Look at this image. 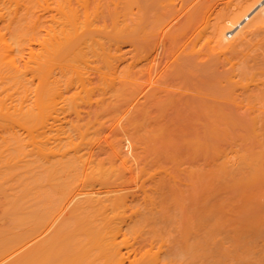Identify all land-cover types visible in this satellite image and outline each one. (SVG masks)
<instances>
[{
    "label": "bare ground",
    "instance_id": "bare-ground-1",
    "mask_svg": "<svg viewBox=\"0 0 264 264\" xmlns=\"http://www.w3.org/2000/svg\"><path fill=\"white\" fill-rule=\"evenodd\" d=\"M135 3L142 11L138 0H0V195L9 205L7 215L22 222L5 230L0 253L18 249L7 264H107L114 255L120 264L125 258L128 264H170L175 257L174 264H264V120L260 127L258 119H250L257 114H248L251 121L242 123L236 112L238 120L232 118V124L225 128L223 123L221 129L224 118H214L210 107L205 117L172 125L132 114L123 121L120 114L130 101L131 87L126 84L130 70L125 45L133 39ZM230 4L225 13L214 15L217 21L210 30L203 24L211 37L203 27L198 34L221 52L233 51L234 40V52L240 55L237 37L245 40L264 27V0ZM142 15L135 24L144 23ZM226 30L237 37L228 40ZM260 54L264 58V51ZM254 62L256 70L249 63L247 71L237 66L244 72L238 79L245 81L247 72L251 79L264 72V59ZM250 78L240 82L246 86ZM247 93V100L257 97ZM227 100L246 103L234 96ZM254 108L249 109L258 113ZM215 113L226 114L221 108ZM118 114L123 122H118L121 128L116 123L117 134L104 141L108 150L103 128ZM125 139L133 147L132 158L122 147ZM16 186L19 191L9 192ZM160 216L178 217L171 225L182 231L174 236L171 227L164 228L170 236L163 238L181 239L178 245L174 240L175 249L159 248L175 256L162 253L164 260L172 258L163 262L156 246H167V241L155 235L165 233H155L164 226L158 223ZM152 218L157 229L147 234ZM195 230L211 233L198 238ZM148 251L153 256L148 257Z\"/></svg>",
    "mask_w": 264,
    "mask_h": 264
},
{
    "label": "rangeland",
    "instance_id": "rangeland-1",
    "mask_svg": "<svg viewBox=\"0 0 264 264\" xmlns=\"http://www.w3.org/2000/svg\"><path fill=\"white\" fill-rule=\"evenodd\" d=\"M141 1L142 0H140V1L138 0V2H140L139 3L140 7L138 9H142V11L137 10L136 6L134 7V5H137L138 3L133 4V13H134L133 16L134 17H132V19L135 20V22H136V20L138 19L137 15H142V13H144V15H142V16H144V23H142V21L139 22V20H138L137 24H135V22H132L133 20L131 21L133 23V24L131 23V26H132L131 28H133V29L135 28L134 33H133V29H132V32L130 30L131 37L133 39H128L129 41L131 40V42L128 41L127 44L125 45V49L127 48L130 51L129 52L127 50L128 51L127 54L129 56L126 55V60L128 63L125 62L129 66V70H130V76H128V78L130 80H127L129 85H128V83H126L127 86H131L130 88H128V90H130V92H129L130 95H127V97L129 96L128 99L130 101L125 106H123V109L121 111L122 114H120L121 117L125 116L124 120L121 119L120 115L118 114L119 116L116 115L117 117L114 116L115 118L112 121L110 120L112 122V124L107 125V124L111 123L109 121H108L109 123L108 122L106 123V125L104 126L105 128H103L104 131L102 134L103 135L102 136V142L104 143V141H106V139H109L110 138L109 135H112V137H113V133L117 134L115 132H117L118 129L116 128L117 130L114 129L115 131H113V126L115 128L116 123H117L116 125H118V122H120V124H121L123 121H126V119L128 118V117L126 118V116H128V115L130 116L131 114H132L131 118L134 115L133 118L144 119V120L153 121V122H163V123L167 122L170 125L171 122L173 124L174 123L176 124V122H178V121H181V123H184L188 120H191V119L193 120L196 117L197 118L200 117L199 115H201V114H202L201 117L202 116L205 117V113L210 110V107L211 108L213 107V113L214 114L212 112L209 114H213L214 118H224L223 121H221L222 124H219L220 125L219 127L221 129H223L224 127L226 128V127L230 126L233 122V120H231L232 118L233 119L236 118V121L238 119H240L239 121L242 123L243 122L246 123L245 121H251V120L252 121L255 120L254 122H256L258 119L259 122L257 121L256 124L259 123L258 125L262 126L263 124H260V123H262V121L264 120V72L260 71V73H259L260 75H258V76H261L259 78L260 80L258 79L256 82L254 81L255 79H257L255 77H258L256 73H254L255 75H254V78H252V79L248 76L249 75L248 72H247L248 75L244 74V75L248 76V78H246L247 76L242 77V79L243 78L246 79L245 81L241 80V78L240 79H238V78H239V75L242 76V74L244 73V72H242V73L239 72V70H244V69H241V67H244L247 63H249L248 65L251 64L250 67H253V70H256L255 66H254L255 64L252 65V63L256 60V59L254 60L253 57L258 56L260 58V56L261 57L263 56V54L259 55V53L260 52L263 53V51H264V44H263L264 41H262V40H264V38H263L264 37V34H263L264 29L263 28L264 27L262 29H259L257 31L258 33L254 32L257 36H259L260 35L259 33L262 32L261 36H259V37L255 36V34H253V33H252V35L250 33H248L246 37L250 36L251 37V38L249 37L250 40H249V38L245 37L246 39L245 40L242 39V41H241V39H239L235 35L237 37V40L240 41V42L236 41L239 44V45L238 44L237 45L241 46V47H239L240 49L243 48L242 49L243 51L239 50L242 52V53L240 52V55H238L239 53L234 52L235 49H238L237 46L236 47L234 46L235 41L233 39L236 37L234 35H231L234 33V31H229V30L225 31L226 36H227L226 38H228V40H230V41L233 40V47H234L233 51H231L232 48L229 50H230V53L231 52H234V53H231L230 56H229V50L225 51L226 52L225 53L223 51L221 52L219 49H218L219 51H217L215 48V50L217 51V53H216V51L212 49V46L214 45V43L212 44V42L210 43L209 41H208L209 45L206 44L207 41H206V43H204L205 36L203 39L198 34L199 29L201 32H202V30L205 29L204 25H207V27L209 28V27H211V25H213V23L215 21H217L216 17H219L220 14L218 16L215 14H218V12L221 14H222V12L225 13V11L228 10L227 7L229 6L230 3L233 4L234 2H237L238 0H235V1L234 0H144L145 3L143 1H142L143 2L142 3ZM232 1H234V2H232ZM143 4H144V6H143ZM158 9H159V11H158ZM134 11L138 12L139 14H135ZM139 11L142 13H140ZM135 16H136V18H135ZM249 16H251V14ZM208 17H209V19H208ZM155 18H158V19H155ZM244 21H245V23L247 22V20H244ZM138 24H139L140 28L137 26ZM209 24H210V26H208ZM134 25H136V26H134ZM201 27H203L202 30H201ZM208 28L205 29L207 31H203V32L206 36L211 37L212 35L207 34L210 32L209 30L211 29V28H209V30H208ZM210 34H211V32H210ZM229 34L231 36H229ZM138 35H140V36H138ZM168 35H170V36H168ZM149 36H151V37H149ZM146 37H147V39H146ZM199 37H200V39L198 40L197 38H199ZM252 37H255V38H252ZM136 38H138V39H136ZM258 39H260V40H258ZM243 40L247 41V43L245 44L243 42ZM252 42H254V43H252ZM251 43L254 45L255 49L253 48V46H251L252 45ZM242 44H244L245 46L247 45L248 50L247 49L245 50V48H244L245 46ZM248 45H250V46H248ZM256 46H258V47H256ZM260 46H261V48H260ZM257 48L259 50H257ZM255 50H257V51L255 52ZM239 51L237 50V52H239ZM247 52H249V53H247ZM235 53L237 54L235 56L237 58L236 61H238V62H236L235 61L236 58L234 56H232V54H235ZM255 54H257V55L252 56ZM249 55H251V57H248ZM222 56L225 58H223ZM239 56H241V57H239ZM243 57L248 58V59L244 58V60H247V61H245L246 62L245 64L242 62V61H244V60H242ZM259 58H258V61H255L254 63L260 62L261 60L264 59V58H262V59L261 58L259 59ZM226 59L227 60L229 59L228 62ZM230 60H232V61H230ZM242 63H243V65H241ZM262 63L264 64V62H262ZM262 63H261V65H262ZM231 65H232V67H230ZM234 65H235V67H233ZM228 66H229V68H228ZM237 66L240 69L237 68ZM250 67H249V69H250ZM225 68H227V69H225ZM232 68H235V69H233V71L236 72L235 75H233L234 72L231 73ZM245 69H246V66H245ZM262 69H264V68H262ZM262 69L260 66L259 70H262ZM127 70H128V68H127ZM237 70L239 73L237 72ZM247 70L248 69H246V71ZM230 73H231V77L235 78L234 80L229 78ZM251 73H253V72L250 71V74ZM128 75H129V72H128ZM249 78H250V84H249V82H247L248 85L246 84V86H249L251 91L246 90V89H249V87L247 88L246 86L242 85V83L245 84L244 82L248 81ZM232 81H234L235 83ZM240 81H242V83ZM231 82H232L233 86H231L232 85V84H230ZM237 84L238 85L240 84V86H238ZM231 87H233V88H231ZM239 87L241 88V90L239 89ZM230 92H231V94H230L231 97L228 95V93H230ZM243 92H246V93L250 92L249 95L255 94L254 96L253 95L250 96L251 98H253L257 95V97H255V99L253 98L255 101H252L249 103L248 101H251L253 99L247 100L248 93L244 94ZM243 94L245 95V97ZM226 95L229 96L230 98L227 97ZM233 96L237 97L238 99L239 98L244 99L242 101L246 102L248 104L241 103L238 105L237 103L239 101H235V102L233 101L234 103L229 102V100L226 101V99H231ZM209 98H210V100H209ZM223 98H226V99H223ZM233 99H235V98H233ZM235 100H237V99H235ZM256 100H257V103H256ZM125 102H127V100ZM202 103L207 105V107L205 105H203ZM254 103H256V104H254ZM232 104H234V106H237V107L234 109L233 106H231ZM250 104H253V105H250ZM241 106H242V108H241ZM253 106L257 107V108H254ZM258 107L260 110H257ZM190 108H193V109H190ZM194 108L197 110H200V111H197V110L193 111ZM219 108H221L223 110V112L226 113L224 116L215 115L216 110ZM249 108L250 109L254 108L253 111L258 112V113L252 112V110H250ZM202 109H203V111H202ZM242 110H244V111H242ZM204 111H206V112H204ZM241 111H242V113H241ZM248 111H251L252 113L251 112L248 113ZM197 112L200 114H198ZM234 112H235V114H234ZM236 112H237L238 119L235 116ZM243 113L246 115V116L244 115L245 117L243 116ZM239 114H242V115H239ZM248 114L250 116L257 114L258 116L255 115L256 119L253 117H250V119L252 118L250 120L248 118L249 117ZM207 116H206V118H207ZM212 116H211V118H212ZM240 116H243L244 119H241L243 117H240ZM119 117L123 121H121L119 119ZM116 118H118L120 121H118V119H116ZM180 118H182V119L185 118V119L182 120ZM115 119L117 120V122L115 121ZM224 120H226L227 123ZM223 123H224V125L225 124H227V125L223 127ZM250 123L253 124V122H250ZM124 124H125V122L123 123V125ZM118 126L121 128L120 125H118ZM259 126L256 127L257 130H258ZM260 127H259V129H260ZM249 128L251 129L252 127L249 126ZM262 129H263V127H262ZM104 146H105L104 148H107V143L106 144L104 143ZM122 147H123L125 153L127 154V156L132 158L133 154H134V152H132L133 147L131 146V143H130V141H128V139H125L123 141ZM107 149L109 150V147ZM262 171H264V166H263ZM262 174H264V172ZM261 177L263 178V175ZM255 184L259 185L260 183H259V181H257V183H255ZM10 187H12V186H10ZM16 187L17 188H15V189L9 188L10 189L9 192H15V190L19 191L18 189H20L19 188L20 186H16ZM6 188H8V187H5L4 191L7 192L9 189L5 190ZM1 195L4 196L3 194H1ZM2 196H1V198H2ZM1 198H0V239H2V238L5 239V236H6L5 230H7V229L9 230L10 228L14 229L15 223H17L20 226V225H22V222H20L21 223L20 224L18 221L14 220L13 218L11 219L10 216L7 215V212H5V211L8 209L6 206H9V205H8L7 201L4 199V197L2 199ZM1 201H3V202H1ZM3 206H5V207H3ZM4 213H6V214H4ZM157 218L160 221V222H158V223H160V226L164 225L163 227L161 226L162 230H161V228H159L160 226H158V228L160 230H158L156 228L158 223H154L153 220H155V218H152L151 223L149 221V225L151 227L149 225H148V227H145V228L149 229V230H146L145 233L153 234L154 233L153 230H156V229L157 230L155 233H157V231L158 232H160V231L164 232L165 227H167L166 228L167 231H169L168 229H170V227H171L169 232H172L171 230L174 231L175 228H174V226L172 227L173 223L171 225V221L174 220L175 218L179 219L176 216H175V218L172 217V220L170 219L169 216H160ZM176 221H177V223H176ZM176 221H173V222H174V225L176 223L175 226L178 227V225H177L178 220H176ZM196 221H195V223H196ZM198 221L201 223L200 226L202 225V222L204 224V221L201 222L200 219H198ZM198 221H197L196 225L198 224ZM17 224L15 226L16 228H17ZM205 227H208V226L205 225ZM212 227H209V228L211 230H214L215 228L214 227L212 228ZM177 229H178V231H174L173 233H170V235L175 233L174 234V236H175V235H177V232L178 233L182 232L180 230V228H177ZM200 229H202V230L205 229V231H206L208 228L203 229V226H202V227H200ZM150 230H152V232H150ZM202 230H199V232H198V230H195L196 235L198 234L197 235L198 238L200 236L199 234L204 233V235H206L205 237H207V235H208L207 233L210 232V230H209V232H205V231L200 232ZM15 231L17 232V229L14 230V232ZM169 232L167 234H169ZM159 234L158 233L155 234L156 237L160 238V239H166L167 242L165 244H167V246H161V247L156 246L157 249H159V248L163 249V247H167L169 250L170 246L173 249L177 248V247H172V245L173 246L178 245L177 241H180L181 238H179V237L176 238V237L172 236V238L173 237L175 238V239L174 238L173 239L177 243L176 245H174L175 244L174 240L172 241V239L167 238L170 235L167 236L166 231L163 234V236L160 235L162 237L157 236ZM164 235L167 237L163 238V237H165ZM145 236H146V234H145ZM151 236H149V237H151ZM178 236L181 237V235H179V234H178ZM201 236L203 237L202 234H201ZM201 236H200V238H201ZM169 241L171 242L170 244H169ZM172 242H174V243L172 244ZM154 248H155V246H154ZM155 249H151V253L153 255H154V253H156V256H158V254L160 255V253H158V252H161L162 258L160 256H159L160 259L158 258L161 262L165 261L166 259H167L166 261H168L171 257L173 258V256H174L173 254H171L172 253L171 250L169 253L166 251L167 249H165V252L168 253V254H165V252H163V250H161V249L157 250L158 252L152 251ZM17 251H18V249H16V250L15 249H13V250L9 249L8 252H6L5 254L3 252H1L0 253V264H7L6 261L13 258L15 256V254L17 253ZM121 251H123L122 252L123 254H126L124 251V248H121ZM132 252L134 254L138 255V253H136V251L135 252L131 251L130 252L131 255H132ZM149 252L150 251H148V253ZM151 253H149L150 255L148 254L149 255L148 257L153 256V255H151ZM162 253H164L165 255H169V256L172 255V256L171 257L165 256V260H164L163 259L164 256ZM2 255H3V257H2ZM126 255H124V256H126ZM175 255H177L176 250H175ZM115 257H116V255L113 256V258H112L113 261H110L112 259L109 260L106 257L107 259H106L105 263L108 262L107 260H109V262H110V263L108 262L109 264H114V263H112L115 261L114 259H116L115 263H119V261L117 262V260L121 259V258H115ZM117 257H119V255H117ZM172 260L173 261H169V262H171L170 264H174V261L175 260L177 261V258L175 257V260H174V258ZM176 261H175V263H176ZM123 262H125V263L127 262L126 258L123 260ZM125 263H123V264H125ZM127 264H128V262H127Z\"/></svg>",
    "mask_w": 264,
    "mask_h": 264
}]
</instances>
